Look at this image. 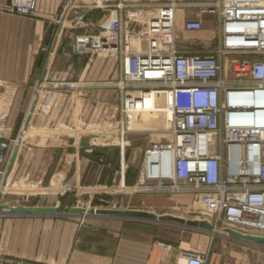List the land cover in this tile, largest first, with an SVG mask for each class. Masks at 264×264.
<instances>
[{
	"label": "crops",
	"instance_id": "crops-1",
	"mask_svg": "<svg viewBox=\"0 0 264 264\" xmlns=\"http://www.w3.org/2000/svg\"><path fill=\"white\" fill-rule=\"evenodd\" d=\"M7 1L0 0V138L16 139L17 142L5 151L7 163L0 176V188L3 179L6 184L1 203L52 207L55 211L0 212V264H10L15 259L41 264H174L183 251L204 255V264H247L245 253L237 249L227 250L225 246L229 241L236 245L242 240L220 232L213 234L181 226L187 238L173 243L164 241L158 230L148 229L147 219L85 216L90 208L83 213L84 218L74 222L55 216L61 209L67 179L77 189L81 187L88 165L96 167V182L106 171L97 147L98 107L99 99L106 100L108 105L112 92L100 89L96 84L117 78L118 59L98 50V34L103 33L108 19L118 17L120 7L152 6L164 0H37L36 26L42 30L37 45L34 44L35 31L30 34V39L28 32L26 42L20 43L18 26H7L11 16L3 10ZM57 12H61L60 28L69 19H78L88 13L95 21L84 30L79 26L69 33L71 28L67 27L64 34L46 42L47 29L53 24ZM195 15V11L185 12L179 8L174 19L181 24ZM201 18L204 27L198 35L182 36V41L191 44L189 51H196L195 46L200 44L207 45L214 37L212 16L203 14ZM72 44L78 49L75 54L70 51ZM44 67L46 74L42 78ZM58 84L67 87H54ZM31 106L34 109L30 121H27ZM149 116L151 120L157 118L156 115L143 114L142 127L149 125ZM84 129H89L90 134L84 135ZM137 130L140 129L137 127ZM16 147L18 152L12 170L6 175ZM141 163L142 160L140 167ZM14 195L21 198L10 203ZM50 195L54 200L48 205L45 200ZM196 206L198 218L187 217L188 208L173 207L166 211L153 210L152 213L210 221L212 210L202 203ZM242 243L253 245L251 242Z\"/></svg>",
	"mask_w": 264,
	"mask_h": 264
},
{
	"label": "built area",
	"instance_id": "built-area-1",
	"mask_svg": "<svg viewBox=\"0 0 264 264\" xmlns=\"http://www.w3.org/2000/svg\"><path fill=\"white\" fill-rule=\"evenodd\" d=\"M36 2L8 0L3 10L31 17ZM179 8L196 9L195 17L183 22L186 32L202 31L201 16H212L211 47L178 48ZM102 32L98 50L118 59V76L96 86L119 91L121 120L137 119L151 99H164L170 111L168 138L144 148L137 183L129 190L199 198L212 210L213 234L228 236L226 228L244 234L264 230V0L120 7ZM70 51L77 53V46L70 45ZM16 142L0 138V176L5 151ZM205 261L198 252L183 251L174 264ZM10 264L41 263L15 259Z\"/></svg>",
	"mask_w": 264,
	"mask_h": 264
},
{
	"label": "rangeland",
	"instance_id": "rangeland-1",
	"mask_svg": "<svg viewBox=\"0 0 264 264\" xmlns=\"http://www.w3.org/2000/svg\"><path fill=\"white\" fill-rule=\"evenodd\" d=\"M165 1V0H164ZM182 2L188 0H179ZM201 1V0H198ZM1 4V3H0ZM0 9H2L0 5ZM191 10V12L196 9H184ZM89 11V9L87 10ZM176 12V11H175ZM36 9L33 16L22 17L16 14H10L7 26H18L19 30V42H26L27 33L30 34L34 31L35 33V43L38 44V34L41 32V28L36 26L35 18ZM88 13V12H87ZM57 16L53 20V24L50 25L46 33V42L52 41V38L56 35H62L65 33L63 30L66 28H71L69 33L73 31L72 28L83 26L82 30L87 29L92 21L90 13L83 15L78 19H69L64 27L60 28L58 25L59 17L61 12H57ZM79 17V16H76ZM108 26H110L115 19H108ZM183 22H181L182 24ZM174 21L175 34L178 36L176 40V45L179 49L189 51L190 42L182 41V36H196L200 32H186L183 31L182 25ZM74 28V29H76ZM213 36V34H212ZM211 36V37H212ZM212 38L207 45L195 46L196 51H205L214 43ZM112 92V97L109 98L108 105L106 106V100L99 99V125H98V154L104 162V176L100 177L96 182V167L90 165L87 166L86 172L82 178V184L80 188L74 189L70 180H66V191L62 193L61 198V209L55 214L56 218L65 220L67 222H74L76 219L84 218L89 213L83 215L86 209L92 208H117V209H132L137 208L144 211L152 212L153 210L166 211L167 208H188L186 211L187 217H199L198 204L201 203L199 198H193L184 195H165V194H137L132 193L129 189L133 188L137 183L140 171V162L142 160L143 150L150 142L163 141L168 138L167 132L163 129L164 119L161 114H151L156 115L157 118L154 120L148 117V126L142 127L140 122H142L143 114L138 115L137 119L134 120L138 124V129L136 131H127L126 119L121 120L120 114V95L118 90H110ZM104 103V104H103ZM147 115V114H146ZM30 121V119H29ZM85 124V123H84ZM141 127H140V126ZM86 127V126H84ZM123 132V137L122 133ZM90 130L84 129L83 134H90ZM94 133V132H93ZM123 139L120 141V139ZM109 143V144H107ZM86 148H84L85 150ZM102 162H99L101 165ZM108 164V165H107ZM101 170V167H99ZM14 200H10V203H15L16 199L20 200V195L17 198L16 195L12 197ZM45 203L50 205L54 196H47ZM13 201V202H12ZM69 208H81L83 211L80 213H71ZM197 220V219H194ZM211 221V219H210ZM208 221V222H210ZM148 229L158 230L161 234V238L168 242H178L181 239L186 240L187 235L181 226L173 222L168 221H156L147 220ZM188 227V226H187ZM186 227V228H187ZM161 230V231H160ZM221 233V232H220ZM252 235L264 236V233L254 232ZM223 234V233H221ZM251 234V233H250ZM226 235V234H225ZM248 242V241H242ZM238 243L234 245L235 242L229 241L225 243L227 250L237 249L247 256L245 261L247 264H264V244H258L251 242V246L245 243Z\"/></svg>",
	"mask_w": 264,
	"mask_h": 264
},
{
	"label": "water",
	"instance_id": "water-1",
	"mask_svg": "<svg viewBox=\"0 0 264 264\" xmlns=\"http://www.w3.org/2000/svg\"><path fill=\"white\" fill-rule=\"evenodd\" d=\"M45 74H46V68L44 67L42 70L41 77L44 78ZM33 109L34 108L31 106L28 117H27V121L30 119V115ZM17 152H18V148L16 147L8 162L6 175H8L12 170ZM5 184H6V179H3L1 183V188H0V212L7 211L9 213H53L55 211L54 208L52 207L33 208V207H24L22 205L9 206L7 204H2L1 198H2V192H3V188ZM82 211L83 210L81 208H69V212L71 213H80ZM88 213H89L88 215H111V216H119V217L142 218V219L156 220V221H168V222L185 225L190 228L202 229L206 231H211L213 229L212 225L206 220H190V219L185 220L183 218H179V217H175L171 215L156 216L152 212L138 210V209H111V208L96 209V208H92L88 211ZM224 231L227 233L228 236L232 238H236L242 241L264 244V236L244 234V233L238 232L230 228H226Z\"/></svg>",
	"mask_w": 264,
	"mask_h": 264
},
{
	"label": "bare ground",
	"instance_id": "bare-ground-1",
	"mask_svg": "<svg viewBox=\"0 0 264 264\" xmlns=\"http://www.w3.org/2000/svg\"><path fill=\"white\" fill-rule=\"evenodd\" d=\"M149 109H152V111H148ZM142 114H161L163 116V119H164L163 129L165 130V128L167 127V120L170 117V111H169L167 103L164 99L159 98L154 102H153V99H151V101H149L148 104L145 101L144 111L142 112ZM137 126H138V124L134 122L133 118H131V121H129L127 123L126 130L136 131ZM121 133H122V131H121ZM175 217H177V216H175ZM179 218H181V217H179ZM187 220H189V219H187ZM190 220H192V219H190ZM179 225H181V224H179ZM250 231L254 233V230H250ZM260 232H264V230H262Z\"/></svg>",
	"mask_w": 264,
	"mask_h": 264
}]
</instances>
